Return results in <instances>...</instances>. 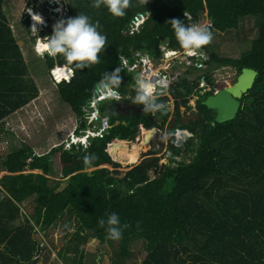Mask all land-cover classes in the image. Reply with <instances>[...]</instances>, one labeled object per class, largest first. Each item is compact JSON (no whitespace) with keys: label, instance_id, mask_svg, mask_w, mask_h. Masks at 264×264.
Here are the masks:
<instances>
[{"label":"trees","instance_id":"obj_1","mask_svg":"<svg viewBox=\"0 0 264 264\" xmlns=\"http://www.w3.org/2000/svg\"><path fill=\"white\" fill-rule=\"evenodd\" d=\"M4 2L0 0V123L39 94ZM64 3L68 12L62 19L84 13L98 21L107 36L98 64L76 70L69 82H54L60 100L79 119V130L87 127L85 108L93 99L97 82L105 72L110 74L120 66V57L133 63L137 51L158 59L161 45L181 49L169 23L172 19L191 25L207 12L211 25L206 27L221 33L238 28L243 18H253L257 35L238 58L221 56L209 44L203 47L208 53L203 76L211 80V70L223 66L235 68L238 74L243 67L252 68L258 76L240 100L236 117L224 123L212 125L215 113L201 103L212 92H197L198 121L179 126L193 134L183 144L186 155L193 153L189 162L183 159L174 161L173 166L160 165L158 158L145 157L128 169L121 161L126 146L143 130L158 126L142 105L132 104L137 74L126 69L120 73L119 91L124 101L140 111L125 115L109 110L114 101H99L97 109L108 118L110 127L102 136L88 137L86 148L60 144L39 155L24 143L9 152L0 160V264L35 263L40 252L38 233L65 215L77 223L74 252H79L87 238L105 243L110 239L98 220H106L112 212L119 215L121 224L129 226L118 240L123 245L117 264L129 257L128 243L135 239L144 241L147 249L140 264H264V0H130L126 15L120 18L103 6L93 8L91 0ZM40 9L47 10L45 6ZM146 12L147 18L130 34L132 21ZM59 19L53 14L42 36L50 35ZM24 24L30 32L29 20ZM43 61L48 72L64 63L62 58L47 54ZM196 86L198 82L190 81L186 74L172 85L170 96L178 120L180 108L188 107V97ZM169 100L167 96L158 98L160 103ZM113 146L112 154L109 148ZM171 148L174 155L181 153L179 148ZM88 154L96 157L91 165L84 163ZM58 168L61 177L67 178L60 190V180L51 183ZM123 168L128 170L120 175ZM30 202L34 207L27 213ZM82 259L81 254L76 264H82Z\"/></svg>","mask_w":264,"mask_h":264},{"label":"rangeland","instance_id":"obj_2","mask_svg":"<svg viewBox=\"0 0 264 264\" xmlns=\"http://www.w3.org/2000/svg\"><path fill=\"white\" fill-rule=\"evenodd\" d=\"M16 1L18 3L17 6L15 5V0H9L8 4L6 3L5 5H9L10 8L5 7L4 9L11 29L13 30L17 42L21 47L24 59L29 66L30 74L38 85L39 94L36 99L0 123V160H2L9 152L20 147L24 143L31 145L35 153L39 155L48 152L51 148L60 144H63L64 148H69L70 142L75 140L72 138V133L80 125L77 116L65 103L60 100L56 91L54 83L55 80L53 79L52 72H48L43 61V57L38 56L34 51L36 37L31 32V26H33L35 21H33L32 15L29 17L27 13L30 8L35 12H38L42 6H45L47 9L45 12H40L44 16L46 24L37 25L38 34L41 38H43L44 36H42L41 31L45 30L49 26V18L56 12H59V14L57 13L58 17L66 14L64 2L62 0H37V2L33 4L28 2V0ZM53 5H56L58 9H55L54 11V9L51 8ZM26 17L29 19V26L31 25L30 32H28L27 29L28 25L24 24ZM196 24L202 27L210 26V19H207L205 12ZM257 31L256 23L253 18H243L239 27L236 29H230L221 33L217 31L213 32V39L209 44L211 46L210 49L216 51L221 56L238 58L240 54L249 47V42L252 38L256 37ZM198 55H200L199 51L196 56H188L185 51H183L178 52L176 55L167 57L170 61L172 60L174 65L172 69L167 71V73L171 76L170 79L172 83H176L181 76L185 74L188 69L185 66L187 64H192L193 66L198 67L197 70L191 69V73H188V79L190 81L199 82L200 75H202L204 71H207L204 62L208 55L205 54L206 58L204 57L202 59H200ZM141 58H143V60L147 59L145 56H141L138 60ZM148 58L149 60L147 59V64L139 61L138 68L135 70L139 71V75H144L143 69L147 67L158 70L160 67L165 65L164 63L166 59L163 60V57L160 59L158 58L157 60L152 57ZM210 73L212 79L215 81L213 84L215 87L212 89H215L216 91L222 85L227 86L232 84L238 75L236 69L230 66L213 69ZM213 86H208L206 84L204 85V88L209 89V87ZM204 88L202 83L199 82L197 89L203 90ZM191 96L192 95L189 96V99H192L191 103H193L195 98H190ZM104 101H107V99ZM188 103H190V101ZM88 106V108H85V111L90 113L94 110L91 107V102ZM97 106L98 103L96 108ZM192 110L193 108L188 111V114H190ZM188 114L184 113L183 115L186 117ZM100 116L101 114L99 113V117L97 119L100 120ZM94 121L92 122L94 124H92L91 121L86 118L87 127L85 130L90 129L92 131L101 132L100 130L103 124H98ZM100 121H102V119ZM78 134H80V132ZM88 135H91V132L85 131V137ZM69 136H71V138L68 140ZM149 136L150 135L147 137L149 138ZM82 140H84V138ZM135 144L141 151L139 160L136 164L145 158L143 155L148 153L145 151H153L158 145L156 142L152 143L150 145V149H148L144 146L143 140H139V142L135 140L127 149H123L124 154L123 160L121 161H124L123 163L129 166H134L136 164H130L129 161L131 160L128 156L127 159L129 161H127L126 152L128 153L130 147L132 145L135 146ZM152 151L150 152H157L159 155L161 154L162 149ZM163 153L165 154V152ZM117 154V151H115V158ZM184 154L181 152L175 157L176 160L180 161L184 159L185 162H189L193 153L187 155ZM163 160H166L165 164L168 165V163H166L168 159ZM92 169L93 168H90L88 171H91ZM121 170L120 175H123L126 170L124 168ZM55 179L60 180L61 182L58 190L62 189V187L66 184L67 178L61 177L60 169L59 172L56 173V177L51 179L52 184ZM24 204L26 205L27 202ZM33 207V203L30 202L28 203L26 210H24L25 212L30 213L33 210ZM76 228L77 223L74 220V217L71 215L62 216L56 224L48 228L45 232L38 233V238L40 240V252L38 258L35 263L24 264H76L81 254L83 255L82 264H117L119 257L118 253L123 245L122 241L108 240L105 243H100L92 238H87L85 243H81L79 246V252L76 253L73 250L77 247L75 246L76 242L73 241ZM83 235L85 236L86 233H83ZM128 250L130 255L129 257L122 258L123 264H140L147 253L145 242L138 239L129 241Z\"/></svg>","mask_w":264,"mask_h":264},{"label":"clouds","instance_id":"obj_3","mask_svg":"<svg viewBox=\"0 0 264 264\" xmlns=\"http://www.w3.org/2000/svg\"><path fill=\"white\" fill-rule=\"evenodd\" d=\"M62 1L64 2V0ZM91 6L95 9H100L103 6L107 9L110 15L120 18L126 15V9L130 6V0H91ZM65 7L67 8L66 5ZM53 9L55 11L58 7L56 6ZM29 10L32 9L30 8L28 11ZM40 12L43 11L40 9L36 13L41 16L37 14L32 15V19L35 23L33 26L30 25L31 32L36 37L34 51L40 57H44L45 54H47L49 57H60L63 59L64 63L59 66H55L51 71L53 79L57 83L62 80L69 82L74 77L76 70L82 71L83 69L91 68L93 65L100 62L99 54L105 49L107 36L102 33L101 26L98 21L93 22L89 15L79 13L74 18L70 17L67 19H59L52 26V33L41 38L38 34L37 25H45L46 20ZM67 12L68 9L66 10V14ZM57 13L59 14V12H56L55 14ZM205 14L207 17V12H205ZM28 16H31L30 13H28ZM64 16H61L60 18H63ZM27 19L28 18L26 17L25 20ZM207 19L209 18L207 17ZM169 23L172 26L175 38L181 49H183L188 56H196L198 51L204 46L210 44L213 39V33L208 27H202L197 24L186 25L183 20L180 19H172ZM198 56L200 57V55ZM120 59L123 60L122 57H120ZM143 63L147 64V59H145ZM126 68L127 61L123 60L119 67L115 68V70L110 74L105 72L102 79L97 82L93 90V99L91 100V107L94 110L90 113H85V116L89 121L96 120L99 117V111L96 108L99 101H104L106 99L111 101H120L123 98L119 91L122 83L120 73ZM127 70L131 71V69ZM134 79V89L136 95L132 98V104L142 105L144 112H150L153 114L161 112L165 106L158 102V97L162 93L157 91V89L168 88L167 79L163 78L153 81L142 75H137ZM102 117L103 116L101 115L100 120ZM106 119L107 117H104V120L100 121V123H106ZM77 131H79L80 134H78L79 132ZM85 131L91 132V135L85 137ZM102 131L103 129H101V132ZM96 132L97 131H92L90 129L79 130L77 127L72 133V138L75 140L70 142V146L72 144H82L85 145L86 148V141H88V137L96 136ZM97 134L99 135L100 133ZM191 136V132L181 129H175L174 131H170L168 133L169 138L174 137L173 143L177 146ZM70 138L71 136L68 137V140ZM83 138L84 140H82ZM83 159L85 165H91L96 157L93 154H88L85 155ZM130 168L131 167H128V169ZM98 225L105 229L106 238L113 241L120 240L122 238L123 230L129 227L127 224H121L120 217L115 212L109 214L106 220L103 218L99 219Z\"/></svg>","mask_w":264,"mask_h":264},{"label":"water","instance_id":"obj_4","mask_svg":"<svg viewBox=\"0 0 264 264\" xmlns=\"http://www.w3.org/2000/svg\"><path fill=\"white\" fill-rule=\"evenodd\" d=\"M148 15V12H146ZM258 76V72L252 68L243 67L241 72L236 76L235 81L227 86L219 88L212 95H208L201 103L206 106L209 110L214 111L215 116L212 125L215 123H224L234 119L241 108V99L248 90H250ZM119 103H114L112 106L118 108ZM165 106L161 112L155 114L152 113V119L155 122L161 123L166 115L169 113V108L166 103H163ZM150 133L149 138L147 137ZM142 140L144 144H147L151 141L157 142L159 145L162 143V137L160 131L157 127L152 126L148 129L142 131ZM128 147V146H126ZM150 177L153 176L151 172Z\"/></svg>","mask_w":264,"mask_h":264},{"label":"flooded vegetation","instance_id":"obj_5","mask_svg":"<svg viewBox=\"0 0 264 264\" xmlns=\"http://www.w3.org/2000/svg\"><path fill=\"white\" fill-rule=\"evenodd\" d=\"M184 51V50H183ZM199 53H200V59H202V58H206V56H205V54H207L208 55V53H207V51L204 49V48H202V49H200L199 50ZM199 60V59H198ZM208 60V57H207V59L205 60V61H207ZM188 69H187V71L185 72V74L188 76V74H187V72L188 73H191V69L193 68V67H197V66H193L192 64L191 65H185ZM205 66H206V69H207V65L205 64ZM198 68V67H197ZM192 70H194V69H192ZM197 70V69H196ZM205 72V71H204ZM199 82L200 83H202V86H203V88H204V85H211V86H213V84H214V80L212 79V77H211V80L210 79H206L205 78V76H203V74L202 75H200V77H199ZM199 82H198V85H199ZM174 83V82H173ZM173 83L172 84H170V87H169V89H168V91H167V94H165V95H163V96H160V97H165V96H167V97H169L170 98V100L169 101H167V102H162V104L163 103H166L167 105H168V108H169V113L166 115V117L163 119V122H161V123H158V122H156L157 123V128H158V130L160 131V135H161V137H162V143H161V145H159L157 142V148L159 147V148H161L162 146H163V143L165 142V140H166V138H167V136H168V133L170 132V131H174L175 129H181V130H187V131H189V132H191L188 128H181V127H179L180 125H187V124H190V122H192V121H198V111H197V106H196V104H197V101H198V99H199V96H195V95H193L192 94V96L190 97V98H192V97H194L195 98V100L193 101V103H191L192 102V99H189V97H188V102L190 101V103H188L187 104V106L189 107H181L180 108V114H181V119H177L176 118V116H175V106H174V99L170 96V89H171V87H172V85H173ZM175 84V83H174ZM197 87L198 86H196V88L194 89V92L193 93H197V92H199L200 94H202V95H206V93H209V92H212V94L213 93H215V89H212V88H214L215 86H213V87H209V89H197ZM207 97V96H206ZM114 103H119L120 105H119V107L118 108H116V107H113L112 105L114 104ZM108 108H109V110L111 109V108H113L115 111H118V112H121V113H123V114H125V115H129L131 112H136V111H140V108L138 107V106H136V105H131V103H128V102H126V101H124L123 100V98L120 100V101H114V102H112V103H110L109 104V106H108ZM183 108V109H182ZM194 109V110H192L191 111V113L190 114H188V111L190 110V109ZM184 113H186V114H188L186 117L183 115ZM151 115H152V113H151ZM171 117V118H170ZM148 135H150V133L148 132L147 133ZM192 136H193V134H192ZM142 138H143V136H142V132H141V135H139L137 138H136V140L139 142V140L141 141L142 140ZM150 143V144H149ZM149 143H147V144H144V146L146 147V148H148V149H150V145L152 144V143H155V141H151V142H149ZM143 144V143H142ZM157 150V149H156ZM150 151H152V150H149V151H145V152H148V153H145V155H143V157H156V158H158V159H160L158 156H155V154H151V152ZM154 151V150H153ZM152 151V152H153ZM186 154V153H185ZM184 154V155H185ZM179 155V154H178ZM153 173V176L152 177H154V172L153 171H150V173ZM150 175V174H149Z\"/></svg>","mask_w":264,"mask_h":264},{"label":"built area","instance_id":"obj_6","mask_svg":"<svg viewBox=\"0 0 264 264\" xmlns=\"http://www.w3.org/2000/svg\"><path fill=\"white\" fill-rule=\"evenodd\" d=\"M66 8V7H65ZM66 10H67V8H66ZM65 13H66V11H65ZM141 15L142 14H140L138 17H135V19L132 21V23H131V25H130V28H129V33L130 34H132L134 31H136V30H138L139 29V26L144 22V20H145V18H147V14L145 13V14H143L142 15V18H141ZM161 51H162V55H161V57L160 58H162L163 57V60H165V65L163 66V67H160L158 70H154V68L152 69L151 67H147V68H145V69H143V74L144 75H142V76H144L145 78H147V79H149V80H153V81H155V80H157V79H163V78H166L167 79V82H168V88H166V89H161V88H158L157 89V91H159V92H161L162 94L160 95V96H163V95H165V91H166V94H167V91H168V89H169V87H170V84H172V82H171V76L167 73V71L169 70V69H172L173 68V62H172V60L170 61L169 59H167V57L168 56H172V55H176L178 52H183V49H180V48H178V49H173V48H169L167 45H161ZM171 54V55H170ZM141 56H145L148 60H149V58L148 57H151L149 54H147V53H143V52H135L134 54H133V58H134V62L133 63H130L129 61H128V59H126L125 57H122L123 58V60H126L127 61V68H126V70L127 69H131V71H128L127 70V72H129V73H131V75H135V74H137V75H139V71H135L137 68H138V63H139V61H141V63L144 61L143 60V58H141L140 60H138L139 59V57H141ZM153 58V57H152ZM159 58V59H160ZM123 60H121V63L123 62ZM157 60V59H156ZM177 75V74H176ZM133 90H135L134 89V87H133ZM193 95H196V96H198L197 95V93H193ZM159 96V97H160ZM158 97V98H159ZM98 99V98H97ZM96 110V109H95ZM194 110V109H193ZM102 120H104V117H102L101 118ZM94 121V120H93ZM93 121H91V123L93 122ZM93 124V123H92ZM109 127V123H108V118L106 119V123H104L103 124V126H102V128L101 129H103V131L102 132H96L95 134L96 135H98L97 133H100L99 134V136H102V133L107 129ZM101 131V130H100ZM173 140H174V137H172V138H169L168 136H167V138H166V140H165V142L163 143V146L161 147V148H157V147H155L154 148V151L157 149V150H161L162 149V152H161V154H157V152L155 153V156H158L160 159H159V164L160 165H163V164H165V161L166 160H163V159H168V161L166 162V163H168V164H172V166L173 165H175L176 163L174 162V161H179V160H176V156H178V155H174L173 154V150H172V148H171V146L172 147H175V148H179L180 150H181V152H183V154H184V146H183V144H184V142L187 140H184L183 142H181L180 143V145L179 146H177L176 144H174L173 143ZM183 148V149H182ZM111 149H112V151H113V149H114V146L113 147H111V148H109V153H112V151H111ZM163 152H165V154L163 153ZM171 160H173V161H171ZM170 161V162H169ZM130 164H136V162L135 163H130ZM167 165V164H166ZM129 167H132V166H129Z\"/></svg>","mask_w":264,"mask_h":264},{"label":"bare ground","instance_id":"obj_7","mask_svg":"<svg viewBox=\"0 0 264 264\" xmlns=\"http://www.w3.org/2000/svg\"><path fill=\"white\" fill-rule=\"evenodd\" d=\"M27 13H30V15H33V14L40 15V14L36 13V12L33 11V10H29V12H27ZM40 16H41V15H40ZM140 152H141V151H140V148H139V147H136V144H135V146L132 145V146L130 147L128 153L126 152V159H127V156H128L129 159H130L131 161H129L128 159H127V161H129L130 163H135V162H137V161L139 160ZM137 156H138V157H137Z\"/></svg>","mask_w":264,"mask_h":264},{"label":"crops","instance_id":"obj_8","mask_svg":"<svg viewBox=\"0 0 264 264\" xmlns=\"http://www.w3.org/2000/svg\"><path fill=\"white\" fill-rule=\"evenodd\" d=\"M8 1L9 0H5V2H4V8L6 7V8H10V6L9 5H5L6 3L8 4ZM17 1L15 0V5L17 6ZM5 10V9H4ZM165 45V44H164ZM167 45V44H166ZM170 48V47H169ZM173 49H175V48H173ZM141 153V152H140ZM140 157V156H139Z\"/></svg>","mask_w":264,"mask_h":264}]
</instances>
